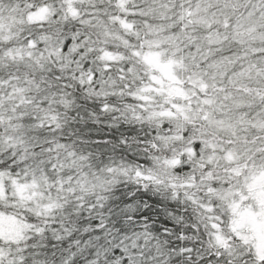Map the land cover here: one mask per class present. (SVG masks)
<instances>
[{
  "label": "snow or ice",
  "instance_id": "snow-or-ice-1",
  "mask_svg": "<svg viewBox=\"0 0 264 264\" xmlns=\"http://www.w3.org/2000/svg\"><path fill=\"white\" fill-rule=\"evenodd\" d=\"M0 264H264V0H0Z\"/></svg>",
  "mask_w": 264,
  "mask_h": 264
}]
</instances>
